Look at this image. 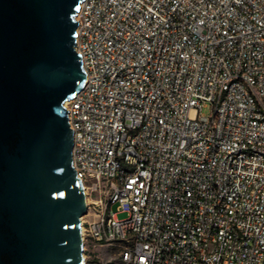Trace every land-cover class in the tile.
<instances>
[{
  "label": "built area",
  "instance_id": "2783aa9c",
  "mask_svg": "<svg viewBox=\"0 0 264 264\" xmlns=\"http://www.w3.org/2000/svg\"><path fill=\"white\" fill-rule=\"evenodd\" d=\"M74 19L83 250L264 264V0H81Z\"/></svg>",
  "mask_w": 264,
  "mask_h": 264
},
{
  "label": "water",
  "instance_id": "95a60500",
  "mask_svg": "<svg viewBox=\"0 0 264 264\" xmlns=\"http://www.w3.org/2000/svg\"><path fill=\"white\" fill-rule=\"evenodd\" d=\"M81 0H0V264H85L64 102L85 81Z\"/></svg>",
  "mask_w": 264,
  "mask_h": 264
},
{
  "label": "rangeland",
  "instance_id": "374dc122",
  "mask_svg": "<svg viewBox=\"0 0 264 264\" xmlns=\"http://www.w3.org/2000/svg\"><path fill=\"white\" fill-rule=\"evenodd\" d=\"M212 112V104L206 103L202 109L201 113L205 116H209ZM112 211L118 210V204L113 203L111 205ZM118 218L123 219L127 216L126 212H118ZM89 216L85 217L86 219ZM118 252L119 246L114 245H104L91 247L90 245H86V249L83 250L84 261L85 264H117L118 262Z\"/></svg>",
  "mask_w": 264,
  "mask_h": 264
},
{
  "label": "bare ground",
  "instance_id": "6f19581e",
  "mask_svg": "<svg viewBox=\"0 0 264 264\" xmlns=\"http://www.w3.org/2000/svg\"><path fill=\"white\" fill-rule=\"evenodd\" d=\"M64 104H65V103H64ZM83 216H84V215L81 216V220L83 219ZM81 237H82V225H81ZM83 256H84V255H83Z\"/></svg>",
  "mask_w": 264,
  "mask_h": 264
}]
</instances>
